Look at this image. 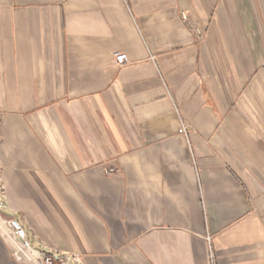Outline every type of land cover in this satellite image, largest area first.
<instances>
[{
    "label": "crops",
    "instance_id": "obj_1",
    "mask_svg": "<svg viewBox=\"0 0 264 264\" xmlns=\"http://www.w3.org/2000/svg\"><path fill=\"white\" fill-rule=\"evenodd\" d=\"M0 183L81 264H264V0H0Z\"/></svg>",
    "mask_w": 264,
    "mask_h": 264
},
{
    "label": "built area",
    "instance_id": "obj_2",
    "mask_svg": "<svg viewBox=\"0 0 264 264\" xmlns=\"http://www.w3.org/2000/svg\"><path fill=\"white\" fill-rule=\"evenodd\" d=\"M181 19L187 20L185 16H181ZM115 62L122 65L127 62V56L119 54L115 57ZM109 172L113 173V170ZM3 199L4 191L0 183V234L11 242L10 255L13 260L20 263L81 264L79 257L75 254L59 252L35 244L17 218L5 217L7 211Z\"/></svg>",
    "mask_w": 264,
    "mask_h": 264
}]
</instances>
